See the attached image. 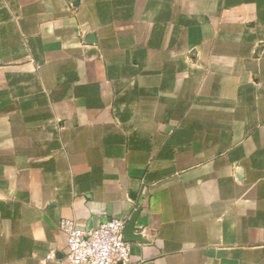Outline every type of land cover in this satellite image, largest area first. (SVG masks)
<instances>
[{
	"label": "crops",
	"instance_id": "1",
	"mask_svg": "<svg viewBox=\"0 0 264 264\" xmlns=\"http://www.w3.org/2000/svg\"><path fill=\"white\" fill-rule=\"evenodd\" d=\"M111 217L133 264H264V0H0V264Z\"/></svg>",
	"mask_w": 264,
	"mask_h": 264
},
{
	"label": "built area",
	"instance_id": "2",
	"mask_svg": "<svg viewBox=\"0 0 264 264\" xmlns=\"http://www.w3.org/2000/svg\"><path fill=\"white\" fill-rule=\"evenodd\" d=\"M126 218L111 217L91 228L81 227L73 218H62L59 228L65 233L63 256L49 251L39 264H133L132 244L125 237Z\"/></svg>",
	"mask_w": 264,
	"mask_h": 264
},
{
	"label": "water",
	"instance_id": "3",
	"mask_svg": "<svg viewBox=\"0 0 264 264\" xmlns=\"http://www.w3.org/2000/svg\"><path fill=\"white\" fill-rule=\"evenodd\" d=\"M128 225H126V227H127ZM125 237H126V228H125ZM126 239H127V237H126ZM128 240V239H127Z\"/></svg>",
	"mask_w": 264,
	"mask_h": 264
}]
</instances>
